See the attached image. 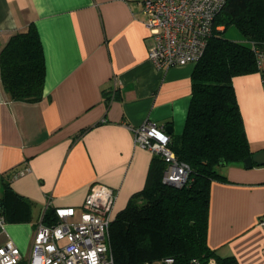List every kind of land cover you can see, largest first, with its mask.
I'll return each mask as SVG.
<instances>
[{"label": "crops", "instance_id": "crops-1", "mask_svg": "<svg viewBox=\"0 0 264 264\" xmlns=\"http://www.w3.org/2000/svg\"><path fill=\"white\" fill-rule=\"evenodd\" d=\"M144 20L138 0H0V50L33 23L45 63L38 101L10 99L0 81V198L7 182L29 203L28 218L0 211V243L9 238L28 253L45 205L79 208L93 182L115 189L114 219L156 157L135 145L133 127L150 120L182 133L195 63L157 69ZM232 84L254 155L264 150V74ZM217 170L224 178L211 181L207 243L238 264H264V164Z\"/></svg>", "mask_w": 264, "mask_h": 264}, {"label": "trees", "instance_id": "trees-1", "mask_svg": "<svg viewBox=\"0 0 264 264\" xmlns=\"http://www.w3.org/2000/svg\"><path fill=\"white\" fill-rule=\"evenodd\" d=\"M220 25L222 29H214L192 70L183 131L169 135L177 159L189 166L188 180L182 187L164 183L165 163L155 155L145 187L110 224L115 264H141L165 256H172L174 264H191L194 259L207 264L211 258L216 264H238L233 256L220 257L207 243L210 185L212 180L224 178L217 170L221 159L243 162L253 154L232 79L259 71L253 48L264 47V0H227L214 20L215 27ZM231 26L240 33L238 39L223 34ZM44 77L43 48L30 23L12 34L0 50L2 89L12 100L38 101ZM28 210V201L5 182L0 198L4 217L28 218ZM52 217L49 208L43 221Z\"/></svg>", "mask_w": 264, "mask_h": 264}, {"label": "built area", "instance_id": "built-area-1", "mask_svg": "<svg viewBox=\"0 0 264 264\" xmlns=\"http://www.w3.org/2000/svg\"><path fill=\"white\" fill-rule=\"evenodd\" d=\"M145 14V26L151 45L148 59L157 69L196 63L203 55L215 28L214 20L227 0H138ZM257 67L264 74V47L253 48ZM164 124L146 120L133 127L135 145L161 157L165 163L162 180L182 187L189 177L187 163L177 159L169 146L170 136ZM17 171L15 175L20 173ZM115 189L93 182L79 208L53 207V217L43 221L48 202L37 221L24 255L11 240L0 243V264H115L110 243L111 207ZM4 219L0 216V226ZM257 224L264 227V214ZM141 264H174L165 256ZM191 264H201L192 260ZM207 264H216L211 258Z\"/></svg>", "mask_w": 264, "mask_h": 264}, {"label": "water", "instance_id": "water-1", "mask_svg": "<svg viewBox=\"0 0 264 264\" xmlns=\"http://www.w3.org/2000/svg\"><path fill=\"white\" fill-rule=\"evenodd\" d=\"M165 129H166V132H167L168 134H170L171 131H172V128H171L170 125H167V126L165 127ZM243 163H244V165L247 166V167H251V166L253 165V163L264 164V150H260V151H258L257 153H255L254 155H249V156L245 157V158L243 159ZM225 164H226L225 159H221V160L219 161V165H225ZM168 184H169V183H168ZM169 185H170V184H169ZM171 185H172V184H171Z\"/></svg>", "mask_w": 264, "mask_h": 264}, {"label": "rangeland", "instance_id": "rangeland-1", "mask_svg": "<svg viewBox=\"0 0 264 264\" xmlns=\"http://www.w3.org/2000/svg\"><path fill=\"white\" fill-rule=\"evenodd\" d=\"M222 25H220V29H222ZM227 38L231 39H238L240 37V33L234 28V27H228L227 30L223 33ZM219 169V167H218ZM221 169V168H220ZM141 198H139L140 201ZM27 254V253H26ZM24 254V255H26ZM167 255H170V253H167ZM159 259V258H158ZM157 260V259H154Z\"/></svg>", "mask_w": 264, "mask_h": 264}]
</instances>
